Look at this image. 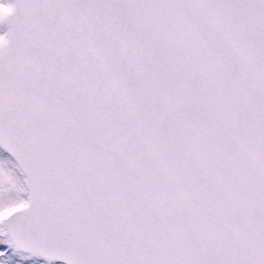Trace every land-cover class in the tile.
<instances>
[{"label":"snow or ice","instance_id":"1","mask_svg":"<svg viewBox=\"0 0 264 264\" xmlns=\"http://www.w3.org/2000/svg\"><path fill=\"white\" fill-rule=\"evenodd\" d=\"M0 264H264V0H0Z\"/></svg>","mask_w":264,"mask_h":264}]
</instances>
